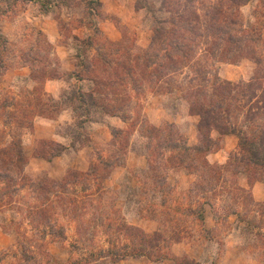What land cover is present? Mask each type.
I'll return each mask as SVG.
<instances>
[{"label": "rangeland", "instance_id": "1", "mask_svg": "<svg viewBox=\"0 0 264 264\" xmlns=\"http://www.w3.org/2000/svg\"><path fill=\"white\" fill-rule=\"evenodd\" d=\"M216 11L222 13L220 24L233 16L235 30L246 29L236 37L255 40L248 44L262 57L259 65L245 50L235 61L207 58V43L220 37L205 35ZM188 23L194 32L188 33ZM157 28L170 31L169 42L152 50ZM183 32L190 35L182 43L189 42L191 58L161 74L159 64L170 62L164 48L171 54L167 45L181 43ZM149 49L150 67L143 59ZM0 61L7 69L0 75V146L20 140L28 162L23 172L13 169L12 177L63 182L68 192L62 208L56 201L53 210L39 212L54 200L52 194L45 200V193L0 181L2 192L11 194L0 205V264L20 263L27 250L17 246L22 236L34 239L38 257H71L81 264H117L122 253L140 249L151 258L169 254L159 261L165 264H264V201L250 189L264 184V168L246 170L249 154L235 134L200 132L201 118L189 97L197 92L209 100L217 94L201 78L190 83L196 69L214 65L215 75L241 87L219 91L223 106L235 108L232 128L250 132L245 118L262 95L247 85L264 73V0H0ZM96 61V81L81 80L88 75L84 66ZM57 80L62 92L53 98L46 85ZM95 89L112 94L101 101ZM91 94L110 106L108 113L92 106ZM260 113L255 125L264 123ZM43 120L55 122L58 140L45 131L35 141L36 124ZM71 198L77 218L66 207ZM50 221L51 233L66 236L53 238L59 243L42 239ZM157 234L160 239L142 240ZM140 257L152 261L127 259Z\"/></svg>", "mask_w": 264, "mask_h": 264}, {"label": "trees", "instance_id": "2", "mask_svg": "<svg viewBox=\"0 0 264 264\" xmlns=\"http://www.w3.org/2000/svg\"><path fill=\"white\" fill-rule=\"evenodd\" d=\"M238 1L242 2V0H238ZM245 1L246 0H243V2ZM165 3L167 4V2ZM221 14L222 13H220V11H216L215 13L216 18L212 22L207 23V26H206L207 30L205 32V35L207 32L209 33L214 32V33L219 34L220 36L219 39L217 38V40L213 42L212 44L211 42L207 43L206 45L207 58L209 60H216V58L219 57V59L222 58L226 60V58H228L231 61H235L234 58L236 59L240 58L239 56L245 50L244 56H246L248 52H250V56L248 57H250L252 60H254L259 65L262 61V57L258 54L257 48L253 46V44L251 45L248 44L249 41L254 43L255 40L251 39L250 38L251 36H249V34H247L246 38L236 37V33L238 34V31L242 34L245 33L246 35L247 33L246 29H240L236 31L235 30L236 23L234 22L233 16L226 17L227 20H225L223 23L220 24L219 20H220ZM178 18L184 19L183 14L178 15ZM186 25H189V23ZM194 30H196V27H192V26L190 29H187L188 33L194 32ZM168 33H170V31H166L165 29H162V28H157L155 30V35L153 37L150 48H152V50L155 49L156 47L157 49H159L161 46L164 45V43L169 42L167 38ZM183 36H184L182 37L183 39H180L181 43L184 40L189 41L188 38H190V35H187V38H186L183 32ZM100 38H103V37H100ZM92 40L93 39H88L86 41L87 46L93 47L95 45V41H92ZM181 43L175 44L171 42L170 44L167 45L168 48L170 47L171 50H174L172 51L171 54H169L170 52L167 48H164L163 50V47H162V50L165 51L170 62L169 61H168L169 63L162 62L159 64L158 70L160 71L161 74H166L167 71L169 70H176V68H178V64H183L185 61L191 58L192 52H190V50L192 48H187L189 42H187L186 44L184 43L181 44ZM115 51L114 53L116 54L120 53V50L118 49ZM152 54L153 52L150 49L147 52H145L143 59H146L145 61L146 65H147V62L150 61V56ZM99 58L103 61H106V59L104 58L98 57V59ZM97 64L98 63L96 61V63H93L91 67L84 66V72L88 75L86 78L80 75L81 80L89 79L91 81H96L97 79L96 72L99 67ZM105 64H110V62H106ZM147 66L150 67V65H147ZM206 66L208 68L205 67V70L204 69L199 70V68L196 69L195 72H197V74L191 78V82H190L191 84H194L201 78V80H203L205 83L210 82L213 91L217 92V94H214L213 98H210L209 100L205 98H200L199 95L201 94L197 92H192L189 95V97L192 99V111L195 110V112H197L196 114L200 116L201 118V123L199 127L200 132L216 129V130L222 131L224 135L235 134L239 138L240 150L242 152L244 151L249 154V159L246 160L245 162L246 170L251 171V168L253 166H254L253 167L254 169L256 167L264 168V123H259L258 125H255L257 124V122L256 121L253 122L255 117L256 119L258 118V120L261 118L260 111H263V114H264V73L258 72L257 74H255V76L252 77L251 81L247 85V87H249L248 89H255L256 91L260 90L262 93L260 97L258 95L256 96L257 98V100L255 101L256 104L251 105L252 106V109H251L252 111L250 112L251 116L249 118L248 117L245 118L246 123H244V125L246 128H249L250 130V132L248 133L249 135H248L244 130L238 131L232 128V125L234 127L233 123H235V122H232V120L235 121L238 118V117H232L235 111V108L234 109L225 108L222 102L223 96L219 95L220 90L229 89L233 91L234 93L235 91L237 92L241 90V87L235 86L236 87L235 89L233 84H231L228 81L226 82L222 80L219 76L215 75L212 69V66L214 65L208 63V65ZM2 69L3 71L7 70L6 66H4L2 62L0 61V75L2 73ZM89 73H92V74L89 75ZM196 90L197 89H195L194 91ZM93 92L100 96L101 101L105 100L106 98H108L109 95L112 94L111 92H108V94H106L105 92L102 91V89H100L99 91L95 89L92 91V93ZM202 92H203L202 93L203 95L207 96V94L203 90ZM80 98H81L80 102L82 104H86L84 100L85 96H80ZM89 98L92 101V106H95L97 109L102 110L105 113H108V111L110 110L109 105L104 106L103 104L99 103V100H96L93 94H91ZM27 164L28 162L24 155V151L22 149V144L20 140L13 141L11 145H7L3 147L0 146V181L10 180L11 182L14 183V187H26L27 186V187H30L31 189H34L35 192H37L38 194L45 193V195H42V198H44L45 200H48V198L46 197V194H52L54 200L48 201L47 203L43 204L42 205L44 207L43 209H42V206L36 208V210L39 212L42 210L45 211L44 209L53 210L55 206L54 203L56 201H57L56 206H60V208H62L61 203H63L62 201L64 200L63 196L68 194V192L65 191L63 182H51V181H46V180L34 181L30 178L25 177L24 175H22V173H19L16 178L12 177L11 172L13 171V169L23 172ZM85 175L89 176V174H85ZM10 195L11 194L9 191L3 190L2 192V189L0 188V205H1L3 198L5 196H10ZM70 200H71L70 205L66 207L72 209V213H71L72 217L77 218L78 217L77 215H73L75 214V211H76L75 209H77V205H76L77 203L72 198ZM66 207L63 210H65ZM55 222L57 223V221ZM49 228H50V231H42V235H43L42 239H45L48 236V239H50L49 242L59 243L60 241H57V239L59 237H63L64 235L60 233L59 231H58L59 236H57L55 233H51V231H53V228H54V223H52L51 221H50ZM50 237H52V239ZM160 237L161 236L159 234H157L154 238H150V236L144 235L143 239L142 238L141 239L143 241H151V240L160 239ZM53 238H57V239H53ZM65 238L66 236L63 237V239ZM17 246H20L22 249H27L29 251L28 252L26 250L25 254L22 255V258L20 260L21 264H81L80 262L73 261L71 257L67 261L61 260L58 257H53L47 254L43 257H38L35 253L32 252L33 248L35 247L34 239H29L25 236H22L18 240ZM133 251H134L133 253H130L129 251L122 253L119 256V258H116L115 261L120 262L131 256L132 257L134 256L149 257V254L146 253L145 249H140L139 251L138 250L137 251L133 250ZM42 253H46V252L42 251ZM98 254L100 257H108V255H105L104 253H98ZM114 254H117V252H115ZM168 256L169 254H166L165 257H159V258L149 257V258L150 260L152 259L153 262H159V261L164 260ZM13 258L14 259L18 258L17 252L13 254ZM93 258H94V254L90 253L89 259L91 260ZM168 258H172V257H168ZM178 260L179 259L175 260L176 264H200L198 262L196 263V262L188 261L187 259H181L180 261Z\"/></svg>", "mask_w": 264, "mask_h": 264}, {"label": "crops", "instance_id": "3", "mask_svg": "<svg viewBox=\"0 0 264 264\" xmlns=\"http://www.w3.org/2000/svg\"><path fill=\"white\" fill-rule=\"evenodd\" d=\"M49 84H52L54 85L53 86V90H51L49 88ZM48 85H46V91L49 93L50 96H52L53 98H58L60 95H61V92H62V89H61V80H57V81H50ZM54 123L53 121H40L38 122V124H36V127H35V135H33L36 139L35 141L38 139H41L43 138L42 137V134L43 132H48L50 131V136H48L49 139H53V140H58L57 139V136H56V131H55V127L54 126ZM44 130V131H43ZM227 138L229 140H233V138H231L230 136H227ZM227 139V140H228ZM236 145H237V142H236ZM236 145L234 147H236ZM225 152H232L231 150L227 151L226 150H223V153ZM251 192L252 194L254 195V198L257 200V201H264V184H261V183H258V184H255L254 186H252L251 188ZM262 190V195L259 194L258 195V191H261ZM259 196H261L262 198H260ZM133 259V260H132ZM132 261H130L129 259L127 260H124L120 263H117V264H165L166 261H163V262H152V261H146L144 260L143 258L140 257V259L138 258H131Z\"/></svg>", "mask_w": 264, "mask_h": 264}]
</instances>
